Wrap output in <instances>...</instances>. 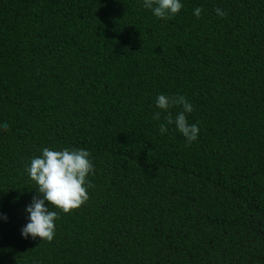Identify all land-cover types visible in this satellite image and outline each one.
I'll return each instance as SVG.
<instances>
[{"label": "trees", "instance_id": "trees-1", "mask_svg": "<svg viewBox=\"0 0 264 264\" xmlns=\"http://www.w3.org/2000/svg\"><path fill=\"white\" fill-rule=\"evenodd\" d=\"M181 3L0 0V264H264V0ZM159 94L193 105L191 145ZM44 147L94 164L51 242L21 236Z\"/></svg>", "mask_w": 264, "mask_h": 264}, {"label": "clouds", "instance_id": "clouds-1", "mask_svg": "<svg viewBox=\"0 0 264 264\" xmlns=\"http://www.w3.org/2000/svg\"><path fill=\"white\" fill-rule=\"evenodd\" d=\"M142 6L151 10L158 19L164 20L172 19L183 8L181 0H143ZM215 11L220 17L227 14L220 9ZM201 12L202 8L196 7L193 15L199 18ZM155 107L158 111L152 117L154 120L160 121L163 113V122L158 125L161 134L168 131L167 125L174 124L188 145L197 139L200 129L197 124L188 123L187 114L194 109L185 96L159 94L155 99ZM173 107L182 109L175 117L169 111ZM8 127L7 123L0 125L5 131ZM25 172L36 186V195L32 196L30 204L25 208L29 222L21 229V236L51 242L55 237V221L59 216L57 211L50 210V206L70 214L89 200L88 189L93 185L88 177L94 174L90 153L83 148L53 150L44 147L40 156L30 160Z\"/></svg>", "mask_w": 264, "mask_h": 264}]
</instances>
